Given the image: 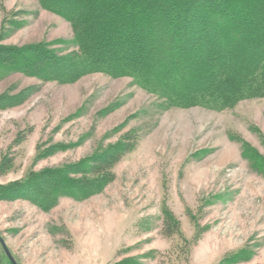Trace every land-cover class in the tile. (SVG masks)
Masks as SVG:
<instances>
[{"label": "rangeland", "instance_id": "1", "mask_svg": "<svg viewBox=\"0 0 264 264\" xmlns=\"http://www.w3.org/2000/svg\"><path fill=\"white\" fill-rule=\"evenodd\" d=\"M41 43L59 56L77 50L70 22L38 0H0V46ZM4 95L18 102L0 107V186L128 148L90 197L47 210L0 200V235L18 264H220L241 249L252 256L237 264H264V177L243 156L249 146L264 158V98L170 107L132 77L21 72L0 77ZM164 210L177 220L167 234ZM0 264H11L1 244Z\"/></svg>", "mask_w": 264, "mask_h": 264}, {"label": "trees", "instance_id": "2", "mask_svg": "<svg viewBox=\"0 0 264 264\" xmlns=\"http://www.w3.org/2000/svg\"><path fill=\"white\" fill-rule=\"evenodd\" d=\"M70 22L77 50L59 56L43 43L0 46V77L13 72L72 82L90 73L132 77L170 107L223 110L264 98V0H38ZM16 97L1 96L0 107ZM126 143L103 154L27 180L0 186L1 199H27L44 210L61 197L83 199L102 191ZM243 156L264 177V158L249 146ZM95 164V165H94ZM102 171L96 178L73 173ZM164 234L177 220L167 210ZM248 249L220 264L250 259ZM115 264H143L125 258Z\"/></svg>", "mask_w": 264, "mask_h": 264}, {"label": "water", "instance_id": "3", "mask_svg": "<svg viewBox=\"0 0 264 264\" xmlns=\"http://www.w3.org/2000/svg\"><path fill=\"white\" fill-rule=\"evenodd\" d=\"M0 244L6 254V256L8 257L9 261L11 262V264H18V262L16 261V259L14 258V256L12 255V253L10 252L5 240L3 239V237L0 235Z\"/></svg>", "mask_w": 264, "mask_h": 264}]
</instances>
